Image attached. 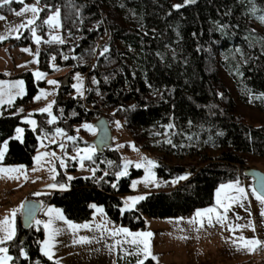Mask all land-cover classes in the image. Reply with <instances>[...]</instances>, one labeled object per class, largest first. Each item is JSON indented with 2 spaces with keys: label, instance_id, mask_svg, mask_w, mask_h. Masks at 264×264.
Returning a JSON list of instances; mask_svg holds the SVG:
<instances>
[{
  "label": "trees",
  "instance_id": "trees-1",
  "mask_svg": "<svg viewBox=\"0 0 264 264\" xmlns=\"http://www.w3.org/2000/svg\"><path fill=\"white\" fill-rule=\"evenodd\" d=\"M39 3L42 11L35 21L42 38L38 71L51 74L66 67L72 73L89 72L97 82L93 83V92H87L85 104L71 95L70 75L68 85L58 88L52 104L56 120L49 124L48 114L36 113L34 130L15 111L32 102L46 83L29 71L13 76L24 79L26 91L11 106L1 108L0 148L7 141L3 163L31 167L39 135L47 133L48 137L60 128L65 138L75 137L73 125L91 123L107 110L122 119L123 127L142 148L148 149L149 132L156 128L161 132L167 129L173 143H178L182 130L201 143L210 139L219 149L214 157L196 151L203 166L194 165L188 170V178L179 185L168 191L149 192L133 208L126 209L121 194L130 192L132 178L143 173L132 168L129 176L117 179L115 173L122 166L121 156L111 144L96 149L91 160H84L95 168V173L71 180L70 190L31 195L41 202V208L52 204L68 220L87 222L93 215L89 205L95 204L102 207L109 222L130 230L143 229L147 218L188 216L213 205L214 192L220 184L249 179L244 175L249 155L264 158V123L257 125L242 116L222 68L231 75L238 100L246 104L252 95L257 106H264V96H260L264 93V52L256 44V35L261 30L254 25L251 14L253 6L264 5V0H195L189 4H184V0H40ZM176 4L183 6L177 9L173 7ZM22 5L12 0L0 6V14L10 15ZM56 8L60 9L59 34L64 42L45 43L51 40L53 30L43 21ZM126 14L132 17L131 21L124 18ZM221 25L226 27L221 29ZM31 35L24 29L19 39L9 37L0 46L32 45ZM105 47L109 50L101 55ZM0 78L4 79L3 73ZM108 122L113 130L112 122ZM169 124L174 127L168 128ZM18 126L24 131L22 141L12 137ZM220 132L223 135H217ZM75 138L67 141L65 152L93 145L84 138ZM191 152L192 149L188 151ZM58 168L55 182L61 184L67 178L59 165ZM155 172L166 181L187 173L184 166L160 161ZM17 221V236L7 245L13 264H55L56 261L48 260L40 252L42 225L33 221L27 229L21 226L19 218ZM21 247L28 253L27 259L20 256ZM144 264L157 263L149 257Z\"/></svg>",
  "mask_w": 264,
  "mask_h": 264
},
{
  "label": "rangeland",
  "instance_id": "rangeland-1",
  "mask_svg": "<svg viewBox=\"0 0 264 264\" xmlns=\"http://www.w3.org/2000/svg\"><path fill=\"white\" fill-rule=\"evenodd\" d=\"M14 1H18V0H14ZM25 5H36L37 7L41 8L40 3L37 2V0H30L29 2L23 0V5L19 8V10L23 8ZM253 8L256 9L255 12L252 11ZM253 8L251 9V14L253 15L252 21L254 25L261 30V33L256 35V44L264 52V23H261L257 19L258 16L264 15V5L255 4ZM19 10H16L12 12V14L7 16L0 14V16L4 17V19H0V35L7 37L6 39L0 41V43L7 40L9 37L14 38L15 32L12 30L17 28L19 25L26 23L27 19L33 16V14L30 11L25 12L21 16L15 15V12ZM124 18L127 19L128 21H131L132 17L126 14ZM51 27L53 30V33H51V37L53 35H58L61 37V35L59 34L60 26L58 27L51 26ZM23 30L24 28H20L19 29L20 33ZM37 35H39L38 32ZM107 37L108 35L106 36V38ZM32 42H33L32 45H22V46L20 45V46L8 47V45L5 46L4 44L0 46V73H3L4 75V79L0 78V81L14 82L17 80H23L24 82L23 78L13 77V76L19 75L25 71L32 72L33 74L38 71V59H37L38 55H36V53L37 51L39 52L40 50V44H36L33 39ZM25 48L30 49L31 51L30 52L22 51V49ZM222 71H223V75H225V77L228 80V84L230 85V87L233 88L232 94L233 97L237 99L238 110L240 111L242 116L246 119V121L254 122L257 125L260 123H264V106L262 105L257 106L254 103L255 99L254 97H252V95H249L250 99L246 104L240 99L238 100V92L236 86H234V81L231 78V75L228 74L225 68H222ZM77 73L79 72L72 73V71L66 67H60L57 69V71L51 74L44 73L45 75L43 76V78L39 80H44L46 85L40 87L39 92L36 94V96H40L41 98L38 100L33 99L32 102L25 104L21 107H18L15 113L22 114L25 122L27 119H34L33 116L36 113H41L39 112V109L47 106L49 103L53 104L58 88L62 85H68L69 83L68 78L70 75H71L70 83L72 89L70 92L71 95L80 99V101L83 100V102L87 104L85 102L86 96L88 94L87 92L89 90L93 92L94 90L93 78L89 75V72L79 73L80 80L82 82L81 91L83 93L82 95H80L73 87V85L77 83V80L75 79ZM49 80H55L57 81V84L55 85L49 84L48 83ZM41 89L44 90V94H41ZM25 91H26V84L24 83V93ZM20 97L22 96H17L13 100V102ZM4 99L6 100L7 97H5ZM4 105H9V104L8 103L0 104V112L2 106ZM21 109L22 111H20ZM100 117H106L109 121L112 122V125L114 127L112 130V139H113L112 148L120 153L121 163H122L120 170L123 169L125 161H132V163L129 164L127 168L128 174L123 177L129 176L130 175L129 173L132 170V168L135 170H142L143 173L141 176L132 178V182L130 184L131 185L130 192L125 193L123 195L121 194L124 208L126 204H131V201H127L126 199L129 196H140V195L145 196V194L152 191H156V189H162L168 191V189H171L179 185L180 182L186 180V179L177 180L178 177H171L170 179H168V181L163 180L162 178L157 176V172H155V167H154L152 169V171L155 173L154 181L149 183L147 186H145V183L143 182V178L145 177L144 169L135 167V163L141 161L142 158L154 160L156 161V165L160 161L171 166H179V165L184 166L187 173L179 175V177L186 175L188 178L189 176L188 170H190L191 167H193L194 165L198 167L203 166L200 165V161H199L200 159L198 158L197 154H195L196 151L199 153L204 152L205 154L211 157L216 156L219 152V149L212 145L210 139L205 138L204 141L202 140L201 143L197 141V139L191 133L187 134L181 130L180 135L182 137L178 139V143L176 144L173 143V138L172 136H170V132L167 129L161 132L159 129L156 128L150 130L149 132L150 138H149L148 149H145L144 147L142 148V145L139 142L135 141V139L123 127L122 119L119 117L117 118L116 115L112 114V112H109L108 110L98 115V117H96L94 121L91 123L83 122V124L73 125V129L75 130L74 135H76L75 137H77L78 139L84 138L85 140H88L91 143H93V139L97 132V129L94 127V122ZM48 118L50 119L49 116ZM85 124L92 125V130L83 127V125ZM18 127L22 129L21 126ZM28 127L30 129H33L32 125L28 124ZM14 131L15 133L13 134L12 137L16 139L15 138L17 136L16 129ZM23 132L20 134L21 139H17V140L22 141ZM52 140H54L55 142L51 143L50 141ZM167 140H171L172 143L170 144L167 143L166 142ZM67 141H68L67 137L65 138L64 135L63 136L57 135L56 132L48 137L44 135H39L37 139L38 146L36 148L35 156H37L38 153L48 152L50 154L55 153L54 157L49 155L48 157L43 158L40 164H37L33 159V163L31 167H27L23 165L24 168L20 172L0 173V213L2 211L7 210L9 206H13L15 203H17V207L15 208H19L21 204L24 205L27 199L35 200L32 198L31 195L35 197L38 196L37 193H39L40 196L43 194H50L51 192L54 191H60L59 187L57 188L48 187L49 184H53V183L59 184L55 182V179L57 178L56 175L59 173L58 165L60 169H62V171L64 172L63 177L66 176L67 178V181L61 183L66 185L65 188L66 191L70 190L69 184L70 181L73 180L74 178H78V177L84 178L85 176L92 175L93 169L95 168L90 167L88 164L84 163V161H83V167H81V163L76 149H72L71 152L67 153L64 151L66 148H64L63 150L60 148L59 145L61 143L66 145ZM166 145H172V146L167 147ZM90 146L94 147L93 145H84L83 147H79V149H84ZM3 147L4 144L2 145L1 148ZM172 147L177 148V150L174 151ZM190 149H192V152L188 153ZM72 157H77V158L72 159ZM59 158H63L65 162L64 167H61ZM18 165H22V164H17V163L5 164L2 161H0V167L18 166ZM53 167L55 168L54 179H53V173L50 172V168ZM250 167L264 170V158L259 159L256 158L255 156L249 155L248 164L246 168H250ZM34 168L36 169L35 171H33ZM25 176L27 177V179H25ZM69 177H71L72 179H69ZM239 179H245L251 181V179H246V178H239ZM239 179H234L231 181H236ZM173 180H177V182L172 183ZM133 181H139L136 184L135 188L132 187ZM157 184L159 186H156ZM230 194L235 195V193H230ZM210 206H205L204 209L209 208ZM257 206L258 204L254 199L247 202V205L244 204L242 208L239 200L236 203L232 204V207L238 210L244 209L241 210L240 213L241 216L240 219L244 225H248L249 221H251L252 224L256 222L258 223V221L263 222V216L261 215V212L258 211ZM98 207L101 206L98 205ZM199 209H203V208H199ZM41 210L42 208L40 209V211ZM40 211L38 212V214L40 213ZM92 211L93 213L98 212L96 208H93ZM195 212L196 210L193 211V213L188 216H181V217H169V218H158V219L147 218L145 228L137 229L141 231L145 230L149 223V225L150 224L154 225V227L151 226L152 231H154V229L156 231L159 230L157 237L160 236L162 240L159 242L160 243L159 247L161 248V250L157 252L158 255L156 256V263L158 262L160 264H208L210 263L208 262L210 260L209 257L212 258V256L209 253L212 251V253H214L215 255V259L217 260L218 264H226V262H228L230 258L225 256H228L229 253L233 255L235 250L236 252H238L237 254L238 258L236 259H240L239 258L240 250H237L232 243L234 239L238 238L241 235L246 238H255V236H253L255 230L253 231L251 227L246 226L243 228L235 229L234 231H228L227 224L230 223L235 225L230 217H228V221H226L224 227L217 226V228H209V227L192 228V226H189L188 221L190 218L194 216ZM230 212L231 210H229L228 213ZM4 216H10V211L0 214V218H3ZM17 217L20 220L21 213L18 212L15 218L16 236L18 233ZM42 217L43 216L40 213L39 216L35 218V220L37 219L41 221ZM172 224L176 225L174 228L175 234H171L168 239L167 237H165V232L162 229L168 232L167 230H169L172 227ZM191 228L192 231L190 230ZM254 228L256 227L254 226ZM259 231H260L259 228H257L256 230L257 235H259ZM167 246L168 249L165 250ZM206 253H208L209 256L207 258H206L207 255ZM252 253L254 254L253 257L247 261L243 260L242 264H262V259L264 258V247L257 246L256 249L252 251ZM171 254H173L172 257ZM196 256H198V258H196ZM232 263L233 262H231L230 264ZM234 263L240 264L241 262L235 261Z\"/></svg>",
  "mask_w": 264,
  "mask_h": 264
},
{
  "label": "snow or ice",
  "instance_id": "snow-or-ice-1",
  "mask_svg": "<svg viewBox=\"0 0 264 264\" xmlns=\"http://www.w3.org/2000/svg\"><path fill=\"white\" fill-rule=\"evenodd\" d=\"M12 2V0H0V6L3 5H8ZM19 3H23V0H18ZM39 2V0H37ZM195 0H184V4H189V3H194ZM183 5L176 4L173 5L174 8H181ZM51 7V6H47ZM30 11L33 16L29 19H27L26 23H23L19 25L17 28L13 29L12 31L15 32V38L19 39L20 38V28L28 29L31 34H32V39L36 44L41 43V36L37 35V27L35 25L36 19L39 18V13L42 11L41 8L37 7L36 5H25L23 8H21L19 11L15 12V15L21 16L25 12ZM253 12L256 11L255 8L252 9ZM0 19H4V17L0 16ZM257 19L261 22L264 23V15H260L257 17ZM45 25L49 26H60V9L56 8L48 17L43 21ZM221 29L226 27L225 25L220 26ZM6 36L0 35V41L6 39ZM52 41H56L59 43H63V39L58 36V35H53L51 37V40L44 41L45 43H51ZM109 49L107 47L104 48L103 52L101 55H103L104 52H107ZM22 51L25 52H30V49H22ZM36 55H39V52L37 51ZM53 60H55V57H52ZM67 59V57H65ZM35 77L37 80L43 78L45 75L42 72H35L34 73ZM75 79L77 80V83L73 85V87L76 89L77 93L82 95V82L80 80L79 73L76 74ZM97 81L95 78H93V83H96ZM49 84H57V81L55 80H49ZM15 90V91H14ZM24 94V82L23 80H17L14 82H8V81H0V104L8 103L9 105L13 103V100L17 96H22ZM41 94H44V90L41 89ZM222 96V93L219 94ZM260 96H264V93H261ZM7 97L5 100L4 98ZM40 96L34 97V99L38 100L40 99ZM260 98V97H257ZM52 103H49L47 106L39 109V112L41 113H47L50 119L48 120V123L51 124L56 120V117L53 116L52 114ZM22 111V109L20 110ZM26 122L29 125L33 126V129L35 130L37 122L34 119H27ZM118 123V122H117ZM191 123V121L189 122ZM83 127L92 130V125L85 124ZM168 128L174 127V125L169 124L167 125ZM43 131V130H41ZM23 132V129L17 127L16 128V133L17 136L15 137L16 139H21L20 134ZM57 135H64V132L60 128H56L55 130ZM45 136H47V133H44ZM217 135H223L222 132L217 133ZM68 140H75V137L68 136ZM51 143H54L55 141L52 140L50 141ZM167 143H172L171 140H167ZM60 148L63 150L65 148V145L61 143ZM7 149V141H4V147L0 148V161L4 159V153ZM77 154L79 156V160L81 163V167H83V161L84 160H91L93 153L96 151L95 147H87L84 149H76ZM49 155L55 156V153H48V152H43V153H38L37 156H35L33 159L37 164H40L41 160L45 157H48ZM77 157H72V159H76ZM60 159V165L61 167L65 166V162L63 158ZM109 164L112 162L109 161ZM132 161H125L123 169L116 172L115 176L117 179L120 177L126 176L127 173V168L128 165L131 164ZM156 166V161L147 159V158H142L141 161L135 163L136 168H143L145 171V177L143 178V182L145 183V186H147L149 183L154 181L155 178V173L152 171V169ZM24 168L23 165H18V166H8V167H0V173H15V172H20ZM36 169L34 168L33 171ZM50 172L53 173V179L55 178V168H50ZM95 173V170H93V174ZM23 174V173H21ZM107 175V173H105ZM12 178V177H9ZM25 179L27 177L25 176ZM69 179H72L69 177ZM187 179V176H180L177 178V180H183ZM177 180H173L172 183H176ZM139 181H133L132 187L135 188L136 184ZM156 186H159L158 184ZM48 187L50 188H57L59 187L60 189H65L66 185L65 184H49ZM113 188L117 187V184L113 183L112 184ZM234 192L235 195H228V192ZM223 193V195H222ZM39 195V193H37ZM247 192L244 187H242L239 183V180L236 181H231L228 184H221L219 188L216 190V206L214 207H209L205 209H197L196 212L194 213V216L189 219L188 223L192 225H196L199 228H203L205 226V222L207 225L212 226L213 224H219L221 227L225 226L226 221H228V212L232 207V204L236 203L239 199H247ZM251 195H253L257 201H259L261 205V215L264 216V177H261L259 181V188H252ZM127 201H131V204H126L125 208H132L138 203L139 201L145 199L144 195L140 196H129L126 198ZM89 207L96 208L97 211L103 212V209L101 207H98L95 204L89 205ZM218 208L222 209L223 211H218ZM124 209H122L123 211ZM24 211V205L21 204L19 208H13L11 210V215L10 216H4L3 218H0V264H12L14 261V258L12 255L9 254V247L5 246L8 245L10 242H13L15 237H16V225H15V218L17 213H23ZM48 216L47 221H39L35 220L34 217H31L34 222L39 225L43 223L44 227V234L45 238L42 241H38V244L40 245V252L48 258V260H53L54 258V245L57 243L56 237L59 236L64 229L56 225V221H63V223L67 226L68 229H70L73 233V240L72 243H91L95 237H89V236H79L78 239L75 238V234L79 229H90L91 225L89 222H85L83 224H77L74 223L71 220H68L63 212L60 209L52 208L49 207L47 209V212L45 213ZM28 215L31 216V208L28 210ZM239 219V217H237ZM251 227L253 231L255 230L254 225L252 224L251 221H249L248 225H240V224H227V230L228 231H234L235 229L243 228V227ZM95 228L100 231L101 236L103 237L105 232L110 233V235L115 238L120 234H123V239H116L115 240V245H120L121 249L125 251L128 255H136L137 256V261L136 264H144V259H147L148 257H151L153 260L156 259V257L152 254L150 250V240L149 238L153 235L151 232H136L133 233L131 232L128 228L125 227H119L115 229H106L103 224H97L95 225ZM127 237H132L131 240H128ZM123 243H128L129 245H134L135 247V252L128 251V249H123L122 245ZM233 245L236 247L237 250H243L246 249L248 251H253L256 249L257 246L261 245L262 242L261 240L257 238H246L244 236H239L238 238L234 239L232 241ZM143 247H140V246ZM112 250V246H110V251ZM19 254L21 257L28 258V253L26 250L21 247L19 249ZM143 258H140V257ZM39 264V262H37ZM55 264H60L59 260H56Z\"/></svg>",
  "mask_w": 264,
  "mask_h": 264
},
{
  "label": "crops",
  "instance_id": "crops-1",
  "mask_svg": "<svg viewBox=\"0 0 264 264\" xmlns=\"http://www.w3.org/2000/svg\"><path fill=\"white\" fill-rule=\"evenodd\" d=\"M229 182H231V181H228L227 183H224V184H228ZM239 183L242 187H244L246 189V192L248 194L247 199H239V201L241 203V208L243 207L244 204L247 205V202L254 199L256 201V203L258 204V206H257L258 211L261 212V205H260L259 201H257L256 198L253 195H251L252 188H253V180L250 181V180H245V179H239ZM219 186L217 188H219ZM217 188L215 189V192H214V194H215L214 203H213L214 205H211L210 207L216 206V190H217ZM63 190H66V189H60V191H63ZM230 193H234V192L230 191V192H228V195H231ZM222 195H223V193H222ZM15 207H17V203H15L13 206H9V208L7 210L2 211L1 213L10 211V215H11V210ZM49 207L60 209V208H58L52 204L42 207V210L40 211L41 215L43 216L42 220H41L42 222L47 221L49 219L48 216L45 214ZM230 210H231V212L228 213V217L231 218L232 222L234 224H240V225L243 224L241 222V219H240L241 218L240 213H241V210H244V209L238 210L234 207H231ZM218 211H223V210L218 208ZM63 214H64V212H63ZM64 216H65V214H64ZM18 217H17V220H18ZM237 217H239V219H237ZM231 220H230V222H231ZM87 222H89V224L91 225L90 229H83L82 228V229H79L77 231V233L75 234L76 239H78L79 236L95 237V239H93L91 241V243H84V244H81V243L73 244L72 240H73L74 236H73L72 231L67 228V226L63 223V221H56L55 222L56 225L61 227L62 229H64V231H62V233L56 237L57 243H55L54 249H53V252H54L53 260L54 261L59 260L60 264H136V261H137L136 255H128L125 251H123L121 249L120 245H115V240L116 239L122 240L123 234H120L117 237L113 238L110 235V233L105 232L104 236L102 237L100 234V231L95 228V225H97V224H103L106 229H115V228L125 227V226L115 225L112 222L107 221V218H106V215L104 214V212H99V211L93 213L92 218L90 220H88ZM74 223L83 224L85 222H74ZM253 224L256 227L253 236H255V238L264 242V216H263V222L258 221V223L256 222ZM40 225H42V228H43V236H42L43 237L42 240H43L45 238L43 223H41ZM151 226L154 227V225H152V224L149 225V223H148V226L145 230H142V231L137 230V229L136 230H130L129 229V230L133 233L151 232L153 235L149 238L150 250H151L152 254L156 257L158 255L157 252L159 250H161V248L159 247L160 246L159 242L162 240V238L160 236L157 237L159 230L156 231L154 229V231H152ZM175 226H176L175 224H172V227L169 230H167L168 232H166L164 229H162L165 232V237H167L169 239L171 234H175V231H174ZM189 226H192V228L198 227V226L192 225V224H189ZM217 226H220V225L219 224H213L212 226H209L205 222L204 227L217 228ZM186 227H188V226H186ZM125 228H127V227H125ZM192 228L190 229L191 231H192ZM257 228H259V230H260L259 235L256 234ZM127 239L131 240L132 237H127ZM110 246H112L111 251H110ZM259 246L264 247V243H262ZM135 247L136 246L129 245L128 243H123V245H122L123 249H128V251H131V252H135ZM140 247H143V246L141 245ZM157 247H159V248H157ZM167 249H168V246L166 247L165 250H167ZM206 254H205L206 258L209 257L208 253H206ZM209 254L212 256V258L209 257L210 260L208 262H210V263H208V264H218L217 260L215 259L214 253H212V251H211ZM237 254H238V252H236V250H235L233 255H231V253H229L228 256H225V257L230 258V260H228V262H226V264H230L231 262H233L232 264H235L234 263L235 261L241 262L240 264H242L243 260L247 261V260L251 259L254 255L252 253V251L250 252L246 249L239 251V258L240 259H236V258H238ZM172 255L173 254H171V257H172ZM140 258H143V257L141 256ZM196 258H198V256H196ZM144 260H146V259H144ZM154 261L156 262V259ZM157 264H160V263L157 262Z\"/></svg>",
  "mask_w": 264,
  "mask_h": 264
},
{
  "label": "water",
  "instance_id": "water-1",
  "mask_svg": "<svg viewBox=\"0 0 264 264\" xmlns=\"http://www.w3.org/2000/svg\"><path fill=\"white\" fill-rule=\"evenodd\" d=\"M94 127L97 129L96 135L93 139V145L98 150L109 147L112 144V130L109 126L108 119L106 117H100L94 122ZM244 175L253 180V187L259 188V181L261 177H264V170L250 167L245 168ZM41 207L40 201L27 199L24 203V211L21 213L20 222L21 226L27 228L33 223L31 217L36 218L39 208ZM31 208V216L28 215V210Z\"/></svg>",
  "mask_w": 264,
  "mask_h": 264
},
{
  "label": "built area",
  "instance_id": "built-area-1",
  "mask_svg": "<svg viewBox=\"0 0 264 264\" xmlns=\"http://www.w3.org/2000/svg\"><path fill=\"white\" fill-rule=\"evenodd\" d=\"M262 264H264V258L262 259Z\"/></svg>",
  "mask_w": 264,
  "mask_h": 264
}]
</instances>
